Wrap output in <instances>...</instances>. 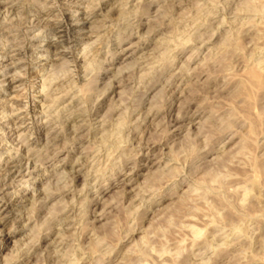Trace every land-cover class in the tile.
<instances>
[{"label": "rangeland", "instance_id": "obj_1", "mask_svg": "<svg viewBox=\"0 0 264 264\" xmlns=\"http://www.w3.org/2000/svg\"><path fill=\"white\" fill-rule=\"evenodd\" d=\"M2 114L0 264H264V0H0Z\"/></svg>", "mask_w": 264, "mask_h": 264}, {"label": "bare ground", "instance_id": "obj_2", "mask_svg": "<svg viewBox=\"0 0 264 264\" xmlns=\"http://www.w3.org/2000/svg\"><path fill=\"white\" fill-rule=\"evenodd\" d=\"M50 9H48V11H49ZM51 12V11H50ZM61 26V25H60ZM60 26H58L57 28L59 29V28H61ZM63 26V25H62ZM56 28V29H57ZM63 32V31H62ZM50 44V43H49ZM57 54V53H56ZM55 55V54H54ZM48 59V58H47ZM2 85H4V83H2ZM8 86H10L11 85V83H8L7 84ZM42 85V84H41ZM8 89V88H7ZM6 89V90H7ZM6 90H2V91H6ZM13 100H15V99H13ZM16 102V101H15ZM12 106L13 105H11L10 107L12 108ZM10 108V109H11ZM1 110H2V112H4L5 111V107L4 106H2L1 107ZM12 110H13V108H12ZM12 110H10V112L12 111ZM3 115V114H2ZM4 118H6V116H2L1 117V119H0V121L2 120V119H4ZM48 127V126H47ZM15 128V127H14ZM17 129V128H16ZM17 132V131H16ZM16 133H13L12 134V136L14 135V136H17V135H15ZM18 137V136H17ZM17 137H15V139L17 138ZM9 139H10V137H9ZM15 139H14V141H15ZM17 140V139H16ZM10 141V140H9ZM12 141V140H11ZM18 155H20V154H18ZM21 156V155H20ZM19 157V156H18ZM26 157V156H25ZM27 158V157H26ZM22 160H24V158L22 159V157H19V158H11L10 160H7L8 162H6V165L8 164V163H11V164H13V165H15V166H13V169H14V171L13 172H11L10 170H7V174L8 175H10V178H23L24 176H22L24 173L23 172H25L26 170H27V168L25 167V168H23V169H25V170H21V168H22V166H26L28 163H27V159H26V163H23L22 165H20V162L22 161ZM11 161V162H10ZM30 161V160H29ZM31 162V161H30ZM17 163H19V166L17 165ZM26 164V165H25ZM78 164V163H77ZM3 166V165H2ZM6 167H8V165L6 166ZM30 167H31V165H30ZM29 170V169H28ZM5 171V170H4ZM33 177V176H32ZM5 178V177H4ZM8 178H9V176H8ZM31 178V177H30ZM29 178V179H30ZM1 179V178H0ZM131 182V181H130ZM127 183V182H126ZM18 196V195H17ZM15 197V196H14ZM2 198V197H1ZM1 198H0V210L1 211H5V210H8V209H10V208H8L9 206H8V204H15L17 201H16V198H14V200H12V202L10 203L9 201V203H3V201L1 200ZM13 198V197H12ZM4 199V198H3ZM6 200V199H5ZM67 220V219H66Z\"/></svg>", "mask_w": 264, "mask_h": 264}]
</instances>
